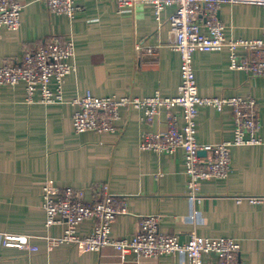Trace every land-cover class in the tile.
<instances>
[{
  "label": "crops",
  "instance_id": "obj_1",
  "mask_svg": "<svg viewBox=\"0 0 264 264\" xmlns=\"http://www.w3.org/2000/svg\"><path fill=\"white\" fill-rule=\"evenodd\" d=\"M23 8L16 31L0 29V64L18 61L51 35L71 39V72L62 83L63 102L44 103L38 88L28 97L25 82L0 84V264H188L184 250L161 257L121 258L110 245L99 251L68 243L52 245L65 223L47 226L41 191L44 185L61 190L84 189L92 198L96 184H106L114 203L124 207L111 223L112 238H131L141 217L159 216L163 232L177 233L184 242L199 236L229 237L239 244L237 264H264V207L237 196L264 193V76L231 68L230 48L195 51L192 64L203 97L240 96L256 100L257 134L261 143L231 145L225 177L198 182V194H188V175L181 149L158 153L141 147L143 134L169 128V110L162 107L148 122L143 111L123 106L113 131L76 133L71 100L87 91L96 96H149L155 89L175 95L181 81V56L171 44L174 34L166 6L159 24L152 6L138 2L121 10L116 0H74L75 16L51 12L46 0H20ZM228 40L264 38V5L222 3L217 11ZM205 21L201 15L197 16ZM143 44L136 49V44ZM238 61L255 59L252 50L237 45ZM50 89L56 88L54 81ZM177 125L181 109H172ZM231 105L217 109L201 105L196 140L215 144L233 137ZM205 155V154H201ZM93 219L76 225L81 236L92 231ZM28 236L36 250L5 246L3 235ZM204 260L217 262L212 254Z\"/></svg>",
  "mask_w": 264,
  "mask_h": 264
},
{
  "label": "built area",
  "instance_id": "obj_2",
  "mask_svg": "<svg viewBox=\"0 0 264 264\" xmlns=\"http://www.w3.org/2000/svg\"><path fill=\"white\" fill-rule=\"evenodd\" d=\"M121 10L131 9L138 2L152 6L154 17L159 24L166 6L174 5L168 16V23L174 40L171 46L181 56V81L178 93L163 94L155 89L149 96H96L91 91L74 97L71 102L77 105L73 113V126L76 133L89 130L97 132L113 131L114 121L119 117V109L123 106L143 111L146 121L151 122L164 107L169 110V128L158 134H143L141 147L158 153L171 154L179 148L188 175V194L194 198L198 194V182L210 177H225L229 171L231 145L257 144L262 138L257 134L258 118L256 100L252 97L240 96L203 97L198 92L192 55L195 51L221 50L230 48L229 60L231 68L246 69L253 75L264 76V38L228 40L224 34V25L217 15L222 3H250L264 5V0H116ZM51 12L65 13L75 16L79 6L74 0H46ZM23 3L20 0H0V29L14 32L20 24ZM204 17L205 21L198 18ZM237 45L254 52L255 59L251 62L238 61L235 51ZM142 43L136 44L141 49ZM74 46L71 39L61 40L59 36H49L42 45L32 51H26L18 61H7L0 64V84H16L25 82L29 98L39 88L41 101L44 103L63 102L62 83L71 72L70 58ZM54 81L56 88L50 89L49 82ZM231 105L234 115L233 137L215 144L199 143L196 140V118L201 105H211L222 109ZM181 109L183 124L177 125V116L172 109ZM200 150L205 155L199 154ZM92 198L86 197L84 189L70 186L50 188L47 184L41 191L42 205L45 210L47 226L65 223L60 236L51 238L52 245L68 243L82 250L99 251L104 246L115 248L124 257L133 253L138 257H161L166 254L184 250L188 264H237L239 244L229 237L199 236L194 231L181 242L177 233L163 232L159 228V216L148 214L141 217L139 226L131 238H112L111 223L117 214L125 208L117 207L114 195L106 184H96L92 188ZM246 199L252 204L264 207V193L237 196V200ZM85 219H93L92 231L81 236L76 225ZM5 246H17L36 250L28 236L4 234ZM212 253L218 261L213 263L204 260V254Z\"/></svg>",
  "mask_w": 264,
  "mask_h": 264
},
{
  "label": "water",
  "instance_id": "obj_3",
  "mask_svg": "<svg viewBox=\"0 0 264 264\" xmlns=\"http://www.w3.org/2000/svg\"><path fill=\"white\" fill-rule=\"evenodd\" d=\"M199 154H205V151L204 150H200Z\"/></svg>",
  "mask_w": 264,
  "mask_h": 264
}]
</instances>
